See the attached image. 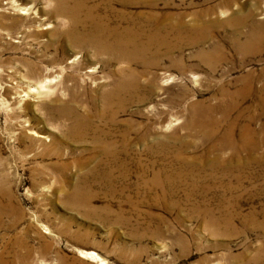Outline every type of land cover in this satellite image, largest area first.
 Instances as JSON below:
<instances>
[{
  "label": "rangeland",
  "instance_id": "374dc122",
  "mask_svg": "<svg viewBox=\"0 0 264 264\" xmlns=\"http://www.w3.org/2000/svg\"><path fill=\"white\" fill-rule=\"evenodd\" d=\"M153 1L156 6L148 0L115 4L118 9L111 17L123 19L125 25L129 21L147 23L151 13L158 12V16L172 13L169 21L176 22L179 18L188 26L193 23L196 10L219 0ZM55 3L56 0H23L22 4L31 6L29 13L8 10L4 18L0 16V180L11 190V199L21 211L10 209L3 215L0 249L10 245L16 236L25 235L33 247L29 264H61V254L64 264H264V229L250 220L253 212L259 220L264 215V144L243 153L246 163L233 161L229 160L228 150L216 154L211 151L213 140L202 142L201 135L197 132L190 135L184 127L192 102H217L222 87L229 90L241 87L239 76L251 70L255 74L254 90L240 101L244 111L240 123L254 115L251 125L255 138L261 135L264 116L257 104L264 82L261 75L264 48L247 54L234 51L223 39L229 31L218 27L210 29V40L224 43L227 57L212 70L196 58L202 45L193 44L188 33L182 38L181 49L169 50L170 56H160L157 64L134 62L141 80L154 79V87L138 91L137 95L144 96L141 102H131L117 115L119 129L127 127L125 119H132L128 126L131 129L129 150L122 158L125 175L115 171L111 185H94L91 204L97 212L88 214L73 207L69 200L72 183L78 181L75 162L79 158L85 160V155L80 156V148L73 141L47 150L51 132L60 121L49 115L53 105L59 101L78 105L71 94L77 93L88 100L87 90L94 85L86 73L91 51L77 52L75 60L79 62L70 65L74 58L70 57L72 46L54 32L63 33L69 26L67 16L56 10ZM170 40L178 41L173 36ZM171 58L179 64L171 65ZM23 59L36 66L39 76L35 80L54 76L48 93L33 99L15 96L8 90L16 85L14 74L23 68ZM99 66L97 73L104 75L110 68L125 64ZM66 74L72 76L73 81L68 82L71 89L61 82ZM80 82H85L83 86L87 90L79 89ZM34 101L38 103L35 114L26 111L21 116H11L14 106L26 107ZM236 113L233 111V115ZM29 122L45 136L40 138L25 132L24 124ZM223 128L224 125L219 134ZM30 141L34 146H27ZM148 145L152 146L150 151H146ZM56 150L68 154L67 161L72 167L61 168ZM56 161L58 165H54ZM237 162L244 165L238 166ZM155 173H178L184 180V184L175 185L176 190L167 202L153 198L158 192L156 189L151 192L137 189L143 179L152 178ZM240 176L242 182L238 181ZM192 178L198 179L200 186L191 194V200H187ZM205 183L211 184V188L204 190ZM195 203L209 206L216 214L223 209L235 214L233 224L207 225L203 213H191ZM91 249L104 261L79 255V250ZM6 259H12L10 253Z\"/></svg>",
  "mask_w": 264,
  "mask_h": 264
},
{
  "label": "bare ground",
  "instance_id": "6f19581e",
  "mask_svg": "<svg viewBox=\"0 0 264 264\" xmlns=\"http://www.w3.org/2000/svg\"><path fill=\"white\" fill-rule=\"evenodd\" d=\"M22 1L0 0V16L4 18L8 10L13 13L18 10L19 13H29L31 6L27 7V4H22ZM130 1L132 0H56L55 3L56 10L67 16L69 26L63 33L54 32L61 35L66 44L72 46L70 57L74 58L70 65L79 62L75 60L77 52L91 51L92 57L87 59L90 65L86 66V73L90 74L94 85L88 91L83 86L85 82L78 83L79 89L87 90L89 94L88 100H83L77 93H72L71 96L79 102L78 105L73 106L69 101H59L57 105H53V110H50L49 115L60 118V121L57 128L51 132V144L47 145V150L59 148L60 143H72L73 141L76 142L75 146L80 148V156L85 155L83 156L85 160L79 158L75 162L77 163L78 181L72 183L69 200L73 207L81 208L88 214L97 212V208L91 204L95 196L94 185H111L115 171L121 173L122 176L125 175V164L122 158L129 150L128 140L131 129L128 126L132 119H125L127 127L119 129L117 115L131 102H141L144 96L137 95L138 91L153 90L154 87V79L147 82L141 80L140 73L133 67L134 62L141 61L145 65L157 64L160 56H170L169 50H180L183 43L182 38L188 33L192 35L190 40L193 44L202 45L198 47L196 58L212 70L217 62L227 57L224 50L226 45L215 39L210 40V29H218V27L229 31V35H225L223 39L234 51L247 54L250 51L264 48V0H219L196 10L192 17L193 23L188 26L184 20L179 18H176V22L169 21L172 13H163L162 16H158V12L151 13L146 18L147 23L129 21L125 25H123V19L111 17L112 13L118 9L116 5H126ZM148 1L152 6H156L153 0ZM171 1L164 0L166 3ZM219 15L226 17L220 19ZM1 22L9 27L7 22L2 20ZM24 31L27 30L24 29ZM22 35L23 33L20 36ZM170 36L177 38L178 41L172 42ZM206 41L208 44H204ZM106 63L110 65L124 63L125 66L110 68L106 74L99 75L98 65L100 64L99 67H101ZM170 63L171 65L179 64L173 58L170 59ZM22 67L14 74L17 82L8 89L11 93L15 96H32L36 99L39 95L49 92L54 76L47 77L43 81L35 80L39 75L36 72V66L28 59L22 60ZM261 75L264 76V68L261 70ZM71 77L66 74L61 80L67 89H71L68 83L73 81ZM239 78L242 86L235 90L222 87L217 102H192L189 105L184 127L189 129L188 134L190 135L196 132L201 135L202 142L213 140L210 145L211 151L217 152L216 154H222L224 150H228L229 160H242L246 163L243 153L249 148L257 149L264 144V120L261 123V135L257 138H255V131L251 125V121L255 118L254 115H251L248 121L240 123L244 115L243 109L240 108V101L253 92L255 74L249 70ZM259 92L261 100L257 105L262 109L264 116V82ZM36 104L38 103L34 101L26 104V107L14 106L11 116H21L26 111L34 113ZM233 111L237 113L233 115ZM38 119H41L40 115ZM223 125V131L219 134ZM33 126L34 124L29 122L24 124L23 129L27 133L43 138L45 134L37 132ZM30 144L34 146L32 141L27 146ZM151 149V145L146 147V151ZM44 152L51 154L45 150ZM56 153L61 168L72 167V164L67 161L69 160L68 154L62 150H56ZM243 163L237 162L236 164L243 166ZM54 165H58V162H54ZM35 169L40 170L38 167ZM183 170L179 172L183 173ZM238 181L242 182V176ZM199 183L198 179H190L187 200H191L190 196L196 192L195 188L200 186ZM182 184L184 180L178 173L166 175L155 173L152 178L143 179L137 185V189H143L146 192L156 189L158 192H155L153 198L167 202L176 190L175 185ZM202 187L208 190L211 184L205 183ZM170 202L177 203L175 200H170ZM15 208L20 211L11 199V190L0 180V223L3 215ZM104 209L108 211V207ZM196 212L204 214L207 225L216 227L230 226L235 217V214L227 213L224 209L216 214L209 206H202L198 203L194 204L191 211V213ZM250 215L251 222L264 229V215L262 214V220L256 218L255 212ZM159 231L160 229L157 230ZM180 238L183 239V237ZM47 244L48 242L44 243V245ZM7 253L12 256L10 261L6 259ZM79 255L93 261H104L92 249L79 250ZM32 256L33 247L28 243L27 237L25 235L16 236L10 245L0 249V264H29ZM59 260L61 264H64V255H59Z\"/></svg>",
  "mask_w": 264,
  "mask_h": 264
}]
</instances>
